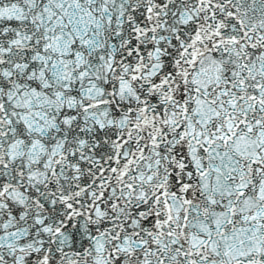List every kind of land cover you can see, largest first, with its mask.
I'll list each match as a JSON object with an SVG mask.
<instances>
[{"label": "snow or ice", "instance_id": "obj_1", "mask_svg": "<svg viewBox=\"0 0 264 264\" xmlns=\"http://www.w3.org/2000/svg\"><path fill=\"white\" fill-rule=\"evenodd\" d=\"M0 264H264V0H0Z\"/></svg>", "mask_w": 264, "mask_h": 264}]
</instances>
